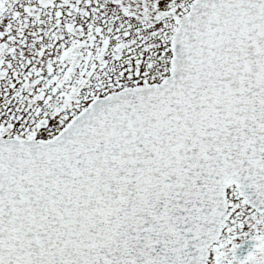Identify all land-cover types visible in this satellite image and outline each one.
I'll return each instance as SVG.
<instances>
[{"label": "snow or ice", "instance_id": "6c2138e0", "mask_svg": "<svg viewBox=\"0 0 264 264\" xmlns=\"http://www.w3.org/2000/svg\"><path fill=\"white\" fill-rule=\"evenodd\" d=\"M0 264H264V0H0Z\"/></svg>", "mask_w": 264, "mask_h": 264}]
</instances>
